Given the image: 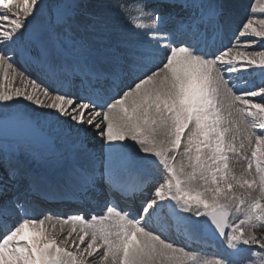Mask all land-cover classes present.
<instances>
[{"label":"snow or ice","instance_id":"snow-or-ice-1","mask_svg":"<svg viewBox=\"0 0 264 264\" xmlns=\"http://www.w3.org/2000/svg\"><path fill=\"white\" fill-rule=\"evenodd\" d=\"M241 7L0 0V264H264V85L232 79L264 77V0L225 45Z\"/></svg>","mask_w":264,"mask_h":264},{"label":"rangeland","instance_id":"rangeland-1","mask_svg":"<svg viewBox=\"0 0 264 264\" xmlns=\"http://www.w3.org/2000/svg\"><path fill=\"white\" fill-rule=\"evenodd\" d=\"M239 1H243V0H239ZM21 3H22V0H21ZM250 6H251V4H249L248 5V9H250ZM257 15H259V14H257ZM16 86H20V84H19V82L17 81V83H16ZM23 104L25 105V107H26V110H28V111H30V112H35V113H47V110H45V109H40V108H38L37 106H35V105H32L30 102H28V101H23ZM33 110H32V109ZM36 110V111H35ZM33 166H35V167H37V165H33ZM257 235H260V233L259 232H257ZM214 249L215 250H219V246L218 245H216L215 247H214ZM212 254V253H211ZM211 254H209V255H211Z\"/></svg>","mask_w":264,"mask_h":264},{"label":"bare ground","instance_id":"bare-ground-1","mask_svg":"<svg viewBox=\"0 0 264 264\" xmlns=\"http://www.w3.org/2000/svg\"><path fill=\"white\" fill-rule=\"evenodd\" d=\"M248 7V6H247ZM250 10V9H249ZM16 67H17V64H16ZM18 68V67H17ZM19 82V81H18ZM32 109V108H31ZM33 110V109H32ZM36 111V110H35ZM34 112V111H33ZM26 167H27V165H26ZM33 169H34V171H36V172H39V171H37L36 169H35V167H33ZM41 171V170H40Z\"/></svg>","mask_w":264,"mask_h":264}]
</instances>
